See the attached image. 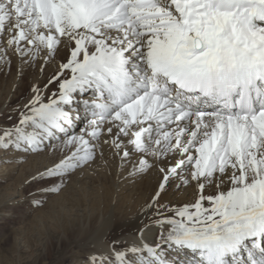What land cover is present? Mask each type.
Wrapping results in <instances>:
<instances>
[{"label": "snow or ice", "instance_id": "1", "mask_svg": "<svg viewBox=\"0 0 264 264\" xmlns=\"http://www.w3.org/2000/svg\"><path fill=\"white\" fill-rule=\"evenodd\" d=\"M61 37L74 46L49 81L58 95L37 91L16 124L0 127V149L40 150L68 133L85 103L90 135L66 137L71 154L45 172L61 184L46 191L59 192L64 176L94 159L90 140L108 120L119 122L118 139L149 122L130 141L142 156L188 154L160 190L170 178L196 188L193 203L158 206L154 244L113 249L93 264H264V0H0V61L9 48L55 55ZM89 91L95 98L80 100ZM206 186L215 193L204 195Z\"/></svg>", "mask_w": 264, "mask_h": 264}, {"label": "rangeland", "instance_id": "2", "mask_svg": "<svg viewBox=\"0 0 264 264\" xmlns=\"http://www.w3.org/2000/svg\"><path fill=\"white\" fill-rule=\"evenodd\" d=\"M13 54L6 56L7 63L0 61V127L16 124L21 113L26 111L25 105L37 91L41 94L45 85H49V91L52 92L54 83L49 84V81L56 75L47 74L43 82H40V75L44 73L42 69L49 67L47 62L42 64L47 58L44 51L40 52L33 69H23L24 61ZM60 62L63 64L66 58L61 57ZM67 78L68 75L63 73L61 80ZM140 127L143 125H133L128 134L120 136L119 140L130 151L129 158L133 161L142 157L131 149L130 143L134 139V132ZM174 127L175 125L168 126ZM53 140H49L48 144ZM104 149L95 152V158L101 156L108 160L99 175L100 182L92 185L88 183L91 179L79 177L81 180H73V174L70 178L64 176L61 190L57 193L46 191L52 184H61L60 177L45 174L46 169L56 165L52 157L43 156L34 161L28 155L26 158L24 152L23 158L18 161L13 159V162L7 161L3 165L0 161V264H93L92 257L100 254L93 255L89 252L92 246L88 242V233L80 230L81 224L89 219L94 220L95 217L113 211L120 212L125 207L130 209L131 206L149 205L147 212L153 213L160 204L171 208L195 202L194 184L175 188L171 185L162 197L157 196L156 180H150L147 187L143 186L145 183L140 185L139 189L136 188L137 193L135 186L122 189L121 181L116 175V150L111 146ZM182 154L169 152L167 156L158 157L149 152L143 157L153 162L154 167L159 166L161 172V169L174 163L173 157H180ZM128 164L130 163H127V169L130 167ZM214 191L215 186H206L204 195H210ZM153 205L156 207H152ZM106 240L113 247L116 246L111 239Z\"/></svg>", "mask_w": 264, "mask_h": 264}, {"label": "bare ground", "instance_id": "3", "mask_svg": "<svg viewBox=\"0 0 264 264\" xmlns=\"http://www.w3.org/2000/svg\"><path fill=\"white\" fill-rule=\"evenodd\" d=\"M73 46L74 44L71 41H68L67 38L61 37V43L58 46V50L56 54L48 55L47 58H45L42 62V64L46 62L49 63L48 65L49 67L46 69H42L44 70V73H41L40 75V77L42 78L40 80L41 83L44 80V76L46 77L47 74L50 73L57 74L62 71V64L60 62V58L65 57L67 61V59L69 58L70 49ZM20 47H24V44L21 43ZM28 47L31 48L33 46L29 45ZM12 53L21 57L20 60L24 61L23 69L24 68L33 69L36 61L39 59V56L33 59H30L27 55L22 57L19 52H13L12 49L9 48L7 50V55H10ZM63 73L67 74L68 78L71 75L70 70H65ZM57 85L58 84L54 83L52 92L49 91L48 88L49 85H45L42 88L41 95L45 100L55 98V96L58 95L59 86L56 88ZM94 98H95V94L92 91L81 94L80 96V100L82 101H89ZM87 108L88 106L85 103H81L79 105L78 111L77 109L74 108L73 125L69 127L68 133L58 134L56 138H53L54 139L53 142L49 144H48L49 140L46 141L45 146L42 147L40 150L29 151V153L27 154L25 151L19 152L20 150L18 151L11 148L8 150L0 149V155H2L3 157V159L0 160L2 163L1 165L6 164L7 161H12L13 159L16 161L20 160L21 158H23L24 152L26 154L25 157L28 155L30 156L31 159H35L34 161H36L37 159L43 156H47V157H52L51 159H54V162L58 164L60 160L70 155L71 151L73 150L72 146H69L65 143L67 136H78L81 134H85V138H88V136L90 135V129H88L87 120L93 119L94 117L90 115ZM118 123L119 122H113L111 120L106 121L103 125L100 126L102 129H104V131H102L104 132V135L102 136L100 135L99 139L92 138L90 140V143L96 145L95 152L102 150L104 148H110V146L116 150L115 152L117 154L116 156H114V160L116 161L115 168L117 170L116 175L118 177V180L121 181V184L123 186L121 188L130 189L135 186L134 190L135 193H137V189L140 188V185L142 186L145 183L143 186L147 187L150 185V180H156L158 182L157 191L159 192V196L162 197V195L165 193L167 188L171 187V185H173L172 188L180 186L178 180H172L170 178L169 183L165 185L164 190H160L159 187L164 182L163 178L167 174V170L170 169L176 163H178L179 159L186 158L188 154H182L180 157L177 156L174 159L173 164H171L167 168H163L165 169L164 172L162 171L159 172L160 171L159 166L154 167V165L152 164L153 162L147 159L148 164L145 165L143 170L141 171L139 170L140 162L143 159H145L143 156L137 158V160L135 161H133L131 158H125L123 157V151L126 150L125 147L122 146V148L117 149L115 144L112 143L114 140L116 141V143H120L119 140L121 137H119V139L117 138V132L119 130L117 127ZM148 123L149 122H145V124H143V127H147ZM108 127H112L111 133H108L106 131ZM85 129H88L87 133L84 132ZM131 149H134L133 145L131 146ZM189 154L194 155L195 152L191 150ZM127 163H130L128 164L130 165L128 169L126 167ZM106 164H108V160L102 159L101 156L99 158L94 157V159L91 162L73 170L70 174L66 175L65 178H70L71 175L73 174V180H81L79 179V177H83L84 179H91L88 183H91L93 185L96 182H100L99 175L102 174L101 170L103 169V166L104 167L106 166ZM121 169H123V171ZM190 171L191 170H187L185 176H187L188 172ZM214 193L215 191L212 192V194ZM125 208H122L120 212L118 211L109 212L106 215H100L99 217H95L94 220L89 219L85 224H81L80 230H84L88 233V242H90L92 246V248L89 250L91 254L94 255V254L102 253V254L110 255L113 249L116 250L124 249L133 244L139 245L144 241H147L150 244H154L156 242L157 237L160 234L159 227L154 226L157 209L153 213H151V212H147L149 205L136 206V207L131 206L130 209L129 207L128 209ZM158 232L159 234H157ZM106 238L111 239L116 246L113 247L112 245L107 243Z\"/></svg>", "mask_w": 264, "mask_h": 264}]
</instances>
